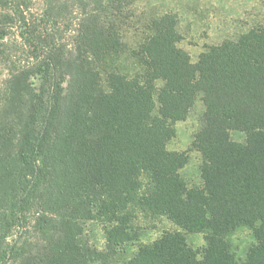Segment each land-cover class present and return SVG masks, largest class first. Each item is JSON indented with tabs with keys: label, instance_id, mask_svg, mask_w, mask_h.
Segmentation results:
<instances>
[{
	"label": "trees",
	"instance_id": "obj_1",
	"mask_svg": "<svg viewBox=\"0 0 264 264\" xmlns=\"http://www.w3.org/2000/svg\"><path fill=\"white\" fill-rule=\"evenodd\" d=\"M132 2L0 0V58L16 33L33 59L9 69L0 95L12 99L25 73L38 80L10 161L0 153L7 228L32 214L44 242L34 264H113L137 239L139 215L165 217L177 229L121 264H264V28L208 46L193 63L177 46L176 16L153 17L128 49L141 66L129 75L114 61L127 50ZM198 97L201 183L189 186L180 174L187 153L167 144ZM9 133L0 130V148ZM87 219L107 224L105 251L82 239ZM242 228L253 240L244 256L229 238ZM199 232L206 244L196 250L185 233Z\"/></svg>",
	"mask_w": 264,
	"mask_h": 264
},
{
	"label": "rangeland",
	"instance_id": "obj_2",
	"mask_svg": "<svg viewBox=\"0 0 264 264\" xmlns=\"http://www.w3.org/2000/svg\"><path fill=\"white\" fill-rule=\"evenodd\" d=\"M130 8L133 16L122 30V39L127 44V50L114 61L119 70L129 75L135 74L141 66L128 49L136 47L139 35L146 30L147 23L153 17L165 13L176 16V29L181 36L177 46L189 54L193 63L208 46L221 44L227 39L236 40L253 28H264V0H133ZM2 43L4 55L0 58V90L5 85L10 68L16 66L27 69V65L30 66L33 62L27 42L22 43L16 33H11ZM36 84L37 76L32 72L25 73L16 82L12 99L4 100L0 95V130L6 127L10 131L9 140L0 148L2 158L7 161H10V154L14 153L17 138L20 137L19 130L26 116L23 110L24 103L27 102V87ZM18 102H21L22 111L18 109ZM203 111V102L198 97L187 117L175 122V136L167 144L170 150L187 153L188 162L180 169V174L189 186L201 183L202 155L193 148L192 143L203 125ZM231 138L244 142L246 133L233 131ZM7 194L5 188L0 187V254H3L0 264H34L35 253L41 250L44 242L30 227L35 222L29 213L27 220V210L24 222L18 226L15 222L11 223L7 228L12 215V200ZM134 223L137 226V239L128 242L122 251L111 258L113 264L128 260L141 244L158 239L163 231L177 229L165 217L139 215ZM82 225V239L96 249L105 251L107 224L99 219H87ZM251 236L248 229L242 228L229 237L240 256H244L248 246L253 243ZM185 237L193 249L201 250L206 244L203 232L185 233Z\"/></svg>",
	"mask_w": 264,
	"mask_h": 264
}]
</instances>
